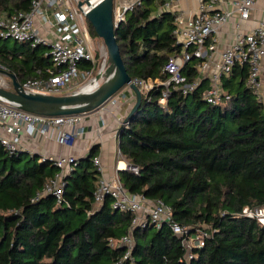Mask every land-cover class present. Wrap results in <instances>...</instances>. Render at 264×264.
Instances as JSON below:
<instances>
[{"label":"trees","instance_id":"obj_1","mask_svg":"<svg viewBox=\"0 0 264 264\" xmlns=\"http://www.w3.org/2000/svg\"><path fill=\"white\" fill-rule=\"evenodd\" d=\"M165 0H143L126 12L114 30L120 55L131 78L158 79L163 67L180 52L173 33L175 14L159 11ZM32 0H0V15L28 11ZM88 30L93 27L86 20ZM44 45L0 39V67L21 84L58 72ZM199 59L182 68L197 76ZM80 70L95 71L88 60ZM247 64H236L220 76L230 98L211 105L202 99V79L183 95L172 89L159 103L161 85L141 97L138 109L117 130L121 157L138 168L118 170L122 186L132 194L161 200L170 219L189 228H205L204 244L185 260L181 238L169 224L147 223L132 229L134 244L126 264H264V225L243 209L264 206L263 105L246 85ZM94 144L64 178L62 202L40 195L57 172L53 161L26 152L9 153L0 145V264H114L125 249L110 245L129 231L133 214L112 207L106 196L94 207L99 172L93 164Z\"/></svg>","mask_w":264,"mask_h":264},{"label":"built area","instance_id":"obj_2","mask_svg":"<svg viewBox=\"0 0 264 264\" xmlns=\"http://www.w3.org/2000/svg\"><path fill=\"white\" fill-rule=\"evenodd\" d=\"M78 1L32 0L28 11H16L8 17L0 15V39L29 43L31 47L44 45L48 48L47 54L53 64L60 68L58 72H50L47 78L25 80L21 86L26 92L62 94L71 88L76 80L82 78L84 84H87L92 79L94 69H79L81 60L90 62L94 60L84 15L88 5L83 3L78 7ZM142 1L113 0L114 26L117 27L126 12ZM183 1L185 0H165L158 6L159 11H170L175 14L173 33L176 43L181 48L178 54L169 57L163 67L166 79L160 81L157 78H131L130 83L135 84L142 95L154 86L161 85L159 103L164 106L172 89H180L183 95H188L205 78L208 86L202 94V99L208 104L216 105L230 98V94L220 84V76L228 75L237 63L247 64L249 72L246 85L262 103L264 114V92L260 78L264 67V18H258L251 25L248 24L257 2L262 3L264 12V0H198L193 11H185L178 7L179 2ZM228 25H232L234 29L232 39L228 45L218 50L217 34ZM213 54H218V62L216 69L211 71ZM193 58L200 61L196 66L197 76L189 80L183 74L182 68ZM79 85L82 86L81 83ZM125 88L133 92L129 84ZM79 120L78 114L40 115L0 100V145L9 153L21 152L22 133L32 136H48L54 133L53 137L58 144L68 146L81 134V130L74 129ZM115 139L117 141V133ZM116 154L120 156L118 149ZM43 159L53 161L57 172L45 183L40 195H53L57 203H60L65 185L64 178L75 168L77 158L59 156ZM93 164L99 172L94 192V207L102 204L104 198L109 196L112 198L114 209L133 214L127 234L118 241L110 240V245L122 246L125 249L123 256L114 264H126L125 261L131 257L130 250L134 244L132 229L147 223L159 228L162 223L167 222L172 232L181 238L185 260H190L194 256V248L204 244L203 240L208 235L205 228H197L195 234L188 236L189 228L173 222L170 219L169 207L161 200H151L140 194L128 192L122 186L117 172L111 176L103 173L98 157L93 158ZM125 167L134 173L138 172V168L129 163ZM242 212L264 225V206L255 210L246 207Z\"/></svg>","mask_w":264,"mask_h":264},{"label":"water","instance_id":"obj_3","mask_svg":"<svg viewBox=\"0 0 264 264\" xmlns=\"http://www.w3.org/2000/svg\"><path fill=\"white\" fill-rule=\"evenodd\" d=\"M83 3L88 5L84 14L86 20L106 48V63L90 80V83H96L95 87L89 89L84 84L62 94L26 92L14 74L0 67V74L8 77L11 83V89L0 85V100L40 115L82 114L100 107L129 84L135 94V101L123 119L122 124H126L140 106L142 94L135 84L130 83L131 76L127 73L120 55L114 35L116 27L113 24V0H79L77 6L80 7Z\"/></svg>","mask_w":264,"mask_h":264},{"label":"crops","instance_id":"obj_4","mask_svg":"<svg viewBox=\"0 0 264 264\" xmlns=\"http://www.w3.org/2000/svg\"><path fill=\"white\" fill-rule=\"evenodd\" d=\"M197 1L185 0L179 2L178 7L183 8L185 11H193L197 6ZM262 9V3L257 2L251 13V21L248 24L251 25L258 18H264ZM233 32L232 25H228L218 32V50H221L230 43ZM212 59L211 71L216 69L218 54H213ZM260 78L262 92H264V67L261 71ZM80 82L76 80L66 92L76 89L80 86ZM134 101L135 94L127 90L124 86L100 107L87 113L78 114L80 120L74 129L81 130V134L74 138L71 145L58 144L54 139V133V137L52 134L48 136H32L28 133H22L21 151L26 152L28 155H37L40 157V160L43 158L53 159L59 156H74L79 159L85 157L89 149L94 144H97L99 149L95 157L99 158L103 173L106 176H111L118 170L126 169L127 161L121 155L116 154L118 148L115 138L119 126L123 122L124 117L129 113ZM122 163L124 166H122Z\"/></svg>","mask_w":264,"mask_h":264},{"label":"rangeland","instance_id":"obj_5","mask_svg":"<svg viewBox=\"0 0 264 264\" xmlns=\"http://www.w3.org/2000/svg\"><path fill=\"white\" fill-rule=\"evenodd\" d=\"M89 35H90V49L92 51L93 54V62L95 64V71L92 74L91 78H93L95 76V74L101 70L102 65L104 63H106V48L105 45L102 41L101 38H99L97 35H94L90 32V30H88ZM14 42V40L12 39H8V43L12 44ZM82 78H80L81 81L80 83L83 85L85 82H83L84 80H81ZM0 85L4 86L6 88L11 89V83L8 77H6L3 74H0ZM122 89V88H121ZM64 93V92H63Z\"/></svg>","mask_w":264,"mask_h":264},{"label":"bare ground","instance_id":"obj_6","mask_svg":"<svg viewBox=\"0 0 264 264\" xmlns=\"http://www.w3.org/2000/svg\"><path fill=\"white\" fill-rule=\"evenodd\" d=\"M105 65V63L103 64V66ZM87 85V87H89V89H92V88H94L95 87V85H96V83L95 82H93V83H87L86 84ZM122 166H124V164L122 163Z\"/></svg>","mask_w":264,"mask_h":264}]
</instances>
